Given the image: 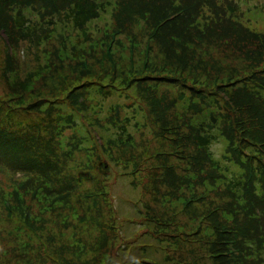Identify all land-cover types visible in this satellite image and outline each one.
Wrapping results in <instances>:
<instances>
[{
	"label": "rangeland",
	"instance_id": "rangeland-1",
	"mask_svg": "<svg viewBox=\"0 0 264 264\" xmlns=\"http://www.w3.org/2000/svg\"><path fill=\"white\" fill-rule=\"evenodd\" d=\"M220 1L229 11L230 7L238 9L236 17L243 26L264 31V0ZM114 2L116 0H103L104 10L97 18L72 29L69 22L65 24L66 17H63V13L57 16L58 10L51 6L44 7L41 13V9L28 8L27 4L0 0V14L3 11L4 16L11 19V24L17 15L22 14L29 23V31H34L32 36L25 37L20 30V39L12 48H8L7 34L0 29V98L5 101L6 96L13 94L15 89L10 85L12 79H24L29 72L37 71L38 77L30 84L28 94L36 99L50 101L46 106L55 111L52 116H47L45 109L39 113V117L46 121L56 119L51 123L56 128L55 134H52L56 136V144L53 146L54 153H50L49 157L59 159L62 171L73 177L72 187L76 188L69 205L61 204L51 208L33 202L31 206L34 223L48 245L47 252L43 251L35 235L20 222L10 223L2 218L0 204V264H55V259L62 264H132L134 259L145 254L141 251V246L147 242L157 243V246L167 249L147 248V255L155 264H197L192 252L194 250L201 255L198 264L213 261L207 251L204 223L201 242H197L194 237V228L201 214L227 203L230 197L225 189L227 187L215 183L207 174L212 171L223 178L236 176L239 179L240 168L224 158L225 146L221 140H214L208 146L213 162L193 165L199 172L180 154L155 156L160 152L172 151L173 148L180 150L175 145L177 143H184V148L190 155L198 153L199 147L189 141L186 135H194L191 132L209 119V116H201L202 113H208L204 110L215 111L210 113L211 116L214 114V124L222 125V114L226 112L222 100L208 102V107L199 102L201 107L195 111L193 109H196L197 104L195 107L185 108L183 102L187 98L196 100L190 95L192 89L174 86L168 91L156 79L150 82L142 77L139 82L122 86L121 91H115L105 98L95 90L87 95L83 89L68 93L63 91V83L59 82L64 79L63 75L57 79L55 76L54 81L52 79L56 69L65 68V75L69 71L73 76L70 66H77L83 59L90 66L101 65L98 61L103 58V43L105 45L108 41L106 38L117 28ZM200 18L205 23L212 18L225 26L219 9L209 11L204 8L200 11ZM56 22H63L62 27L57 24L56 28ZM147 27L148 20L142 17L123 27L112 51L115 60H119L118 63L124 69L114 76L120 77L128 72V45L133 38L136 46L135 68L142 67L141 51L146 34L150 31ZM14 36L16 39L17 30ZM245 44L235 36H215L195 42L202 57L213 61L217 68L223 67L226 72L243 70L248 61L245 59V49L255 47L252 42L249 46ZM157 51L158 47H155L154 58ZM8 59L11 60L10 68L6 66ZM105 76V81H108V74L100 75L101 78ZM75 78L78 77L74 75L73 79ZM154 90L158 95L165 96L168 104L160 120L155 119L159 111L152 110L158 106L154 107L148 104L147 99H143V92L150 93ZM48 91H54V96L49 95ZM204 99L208 100L206 96ZM9 100L10 103L13 101L12 98ZM162 104L165 105V101ZM29 109L20 107L22 113L29 112L28 120H37V114ZM159 124L167 129L161 130ZM179 125H182V129H179ZM174 130L178 133L172 132ZM43 132L45 137L51 136L49 131ZM162 132L165 137L161 135ZM172 133L180 136L179 139L183 137V140L173 139ZM64 155L69 160L66 161ZM51 161L54 159L51 158ZM165 163L177 164L174 175L178 178L174 181L168 179L172 178L164 170ZM2 168L5 169V166L0 163V169ZM184 168L186 171H183ZM52 174V169L49 174L40 173L38 181H46ZM54 184L52 181L51 185ZM0 187L5 189L1 181ZM193 193L198 194L197 198L183 212L182 203L190 199ZM203 193H211L212 196L200 200L198 196L205 195ZM151 215L164 223H173L163 229L158 222H149ZM82 218H85L83 223L80 221ZM110 225L116 226L119 231L116 235L106 230ZM147 226L152 230L151 235L145 232ZM153 230L169 232L171 240L163 232L158 235ZM250 244L253 246L249 249L251 255L245 251L243 259L261 263V259H258L261 256L264 261V247ZM257 251L262 253L253 255ZM49 253L52 259L48 256Z\"/></svg>",
	"mask_w": 264,
	"mask_h": 264
},
{
	"label": "trees",
	"instance_id": "trees-1",
	"mask_svg": "<svg viewBox=\"0 0 264 264\" xmlns=\"http://www.w3.org/2000/svg\"><path fill=\"white\" fill-rule=\"evenodd\" d=\"M14 1L18 4H27L28 8L41 9V13L44 7L51 6L58 10L57 16L63 13V17H66L64 18L65 24L69 22L72 29L97 18L104 10L103 0ZM114 5L115 27L117 28L112 31L111 35H107L106 40L108 41L105 45L103 43V58L98 61L101 65L93 67L83 59L77 63V66H70L71 71L78 78L73 79L74 75L71 76L69 71L66 76L64 68L56 69L57 72L52 77L53 81L55 76L57 79L63 75L64 79L59 81L63 83V91L70 93L72 90L83 89L87 95L95 90L105 98L115 91H121L122 86H131L139 82L140 78L145 77L150 82L156 79L161 85L164 84L168 91L174 86L192 89L190 95L196 100L187 98L183 102L185 108H192L197 104L196 109H193L195 111L201 107L199 102L207 104L206 107H208L210 106L208 102L222 100L226 110L222 114V125L214 124V114L211 116L210 113L215 111L204 110L208 113H202L201 116L203 115L204 118L209 116V119L198 126L196 124L197 130L191 132L194 135H186L189 141H193L199 147L198 153L190 155L184 148V143H177L175 145H178L180 150L173 148L169 152L157 153L155 157L180 154L192 167L194 164H207V162H213L208 146L214 140H221L225 146L224 158L240 168L239 179L236 176L223 178L222 175L212 171L208 172L207 177L227 187L225 189L229 193L230 200L201 214L193 235L197 242H201L202 224L204 223L203 232L207 237V251L213 259L208 264H264L261 256L257 257L261 259V263L243 259L245 251L250 254L249 249L253 247L250 243L264 247V31L243 26L236 17L238 9L230 7L229 11L227 6L221 5L220 0H116ZM204 8L209 11L219 9L225 26L212 18L206 23L202 21L200 11ZM44 11L47 12V9ZM141 17L148 20L147 29L150 28L141 51L142 67L135 68L136 46L133 38L128 45L130 65L128 72L120 77L114 76L115 73L124 69L121 63H118L119 60H115L112 51L117 42V36L123 32L124 26L132 24L136 18ZM8 19L1 11L0 29L7 34L8 48H12L14 43L20 39V30L25 37L33 35L34 31H29V23L25 21L22 14L17 15L12 24L11 19ZM55 24L57 28L59 23ZM62 24L59 25L62 27ZM16 30L18 36L15 39ZM215 36H235L246 42L245 46H249L251 42L254 44V48L245 49V59L248 61L243 70L233 69L226 72L223 67L217 68L213 61H207L200 55L195 42ZM155 47H158V51L154 58ZM6 63V66L10 68L11 60L8 59ZM101 74H108L109 80L105 81L107 77L101 78ZM37 77V71H31L24 79H19V77L12 79L10 85L15 89L13 94L6 96L5 101L0 98V163L5 166V169H0V181L5 188L0 187V204L3 212L2 218L10 223L20 222L35 235L43 251L47 252L48 245L34 223L31 206L33 202H39L51 208L61 204L69 205L71 197L76 193V188L72 187L73 177L62 171L59 159L55 156L49 157L50 153H54L53 146L56 144V136L52 135L55 134L56 128L51 124L56 119L46 121L43 117H39V113L45 109L46 115L51 117L55 111L51 109L52 107L46 106V103H50L47 99H36L28 94L30 84H33ZM54 91H48L49 95L54 96ZM142 94L148 104L158 106L152 110L159 111L155 119L160 120V116H163L168 108L165 96L158 95L156 90ZM205 96L208 100L204 99ZM11 98L13 101L10 103ZM163 101L165 105L162 104ZM20 107L30 108V111L37 114L38 119L28 120L29 112L22 113ZM159 125L161 130L167 129ZM178 127L182 129V125ZM43 131H49L51 136L45 137ZM172 132L178 133L177 130ZM174 133H172L173 139H179L180 136H174ZM161 135L166 136L163 132ZM182 138L179 140H183ZM51 158L54 159L53 162ZM64 158L66 161L69 160L65 155ZM175 165L177 164L165 163L164 170L167 176L172 178H168L171 181L178 178L174 175ZM51 169L53 174L48 180L38 181L40 173L49 174ZM193 169L199 172L195 167ZM38 171L40 172L36 173ZM183 171H186V168ZM16 172L18 175L14 174ZM52 181L54 185H51ZM203 194L205 195L198 196L200 200L212 196L211 193ZM197 195L193 193L190 199L182 203L183 212L187 211ZM151 218V221L153 220L149 221L151 224L158 222L163 229L173 223V221L164 223L160 218L152 215ZM80 221L85 222V218ZM106 230L114 235L119 232L114 225L107 226ZM145 232L151 235L152 230L147 226ZM153 232H157L158 235L164 233L171 240L169 232L165 230L162 231L163 233L154 230ZM186 234L189 236V233L186 232ZM104 237L103 235L102 238ZM149 247L167 251L165 247L157 246V243L147 242L141 246V251L145 253V256L134 259L132 264H155V261L150 260L147 255ZM192 252L198 264L201 255H198L196 250ZM260 253L262 252L257 251L253 255ZM55 264L62 263L59 260L57 263L55 259ZM156 264L163 263L157 262Z\"/></svg>",
	"mask_w": 264,
	"mask_h": 264
}]
</instances>
